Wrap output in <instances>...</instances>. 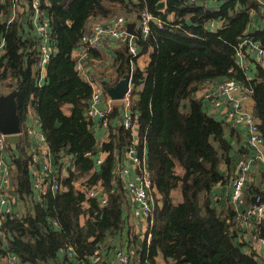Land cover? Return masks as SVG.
Instances as JSON below:
<instances>
[{
    "label": "trees",
    "instance_id": "16d2710c",
    "mask_svg": "<svg viewBox=\"0 0 264 264\" xmlns=\"http://www.w3.org/2000/svg\"><path fill=\"white\" fill-rule=\"evenodd\" d=\"M159 1L164 2V11L156 10ZM203 2L206 6L201 5ZM40 6L49 18V39L56 48L45 67L42 84L38 83V54L22 22L31 10L29 0H0V42H4L0 86L7 87L6 93L19 91L15 101L20 124L28 110L34 109L51 151L55 156L69 152L76 173L72 171L66 178L58 175L59 189L54 196H44L45 202L40 205L30 199L28 136L23 135L13 149L6 144L4 154L9 157L17 202L28 206L26 212L4 219L7 252L23 263L88 264L106 234L127 228L122 186L111 171L116 153L132 142L129 130L120 120L115 127L109 121L107 137L101 145L107 156L99 170L82 188L74 185L94 164L96 139L91 133L92 120L85 115L92 87L79 75L71 53L87 32L89 21L112 16V7L118 6L126 14L134 12L136 16L146 8L164 22L161 26L151 23L146 37L135 38L139 54L152 51L144 70L132 68L130 111L138 125L137 150L142 156V146L146 145L147 167L159 195L149 230L148 252L141 253V264H154L157 253L163 255L167 264H264L255 258L254 251L247 254L244 244L237 243V211L233 204L224 210L212 206L210 192L216 183L225 180L219 165L229 161L230 145L224 135L226 123L213 117L204 109L202 100L192 96L206 81L236 80L250 90L253 116L264 139V69L257 65L255 77L247 79L236 63L242 36L259 42L264 49V27L244 33L255 2L40 0ZM215 20L220 21V26L210 29L208 22ZM113 49L115 82L129 74L136 56L131 57L126 45ZM64 104L71 105L69 115L61 110ZM119 114L120 106L116 105L109 117ZM56 121L61 123L59 127ZM178 168L182 173H177ZM98 180L108 192L107 204L102 207L88 199L83 190V186ZM111 187L113 192L109 193ZM175 187L182 195V201L176 204L171 198ZM247 191L259 193L264 200L260 189L249 187ZM83 214L87 218L81 224L79 217ZM252 233L264 240V219ZM127 238L131 244L133 240L128 235ZM2 243L0 238V252ZM68 248L74 250V260L66 253L59 255Z\"/></svg>",
    "mask_w": 264,
    "mask_h": 264
},
{
    "label": "built area",
    "instance_id": "2783aa9c",
    "mask_svg": "<svg viewBox=\"0 0 264 264\" xmlns=\"http://www.w3.org/2000/svg\"><path fill=\"white\" fill-rule=\"evenodd\" d=\"M26 2V0H24ZM255 7L260 9L262 13L261 23L264 27V0H253ZM189 2H195V0H189ZM31 17L30 30H26L25 33L33 40L34 49L38 54L36 60V68L39 71L38 83L42 84V79L45 75V67L56 48L53 46L49 39V18L42 11L40 6V0H29ZM206 6L205 4H202ZM17 5L14 6L11 19L16 13ZM254 8L250 9V12ZM136 19L135 30L138 34L137 37L127 32L126 25L130 22L125 16L114 15L106 18L94 19L86 33H84L80 39L78 48L76 49L75 62L76 68L82 71V60L87 55L89 48L99 46L101 44H107L109 47H119L126 45L131 57L137 55V44L135 38H144L150 30L151 23L161 26L164 22L150 13L146 8L141 9ZM212 24V22L210 23ZM244 43H248V47L245 48L247 52H253L256 55V60L260 61L264 59V50L259 42H254L249 38L244 39ZM1 53V51H0ZM130 80L132 81V67L130 68ZM92 87L91 95L86 108V116L91 120L94 117H99L103 128L108 127V114L112 111L111 99L107 93H104L100 88L99 83L94 80H89ZM209 82V81H206ZM205 82V83H206ZM202 86V85H201ZM200 86V87H201ZM216 88L218 93L225 97L229 105L221 112L222 121L224 123L232 125H243L246 127V144L252 149L254 154V160H256L264 168V139L259 131L257 120L254 116L245 110L243 107V101L249 97L250 90L243 87L236 80L229 78L216 82ZM130 91L131 85L121 99L122 112L120 114V121L126 130L133 131L134 127H138L137 120L134 118L130 111ZM107 94L106 105L99 108L98 104H101L104 95ZM214 106H218V100L214 99L209 94L206 95ZM210 113V112H209ZM27 131L31 133V145L33 144V150L38 146V139H41V133L36 126H33L26 121ZM138 142L135 138L129 146L123 148L122 154L115 161L114 176L119 180L123 194L125 195L130 210L133 215L144 221L145 224V240L146 246L150 244L151 233L150 228L153 223V211H154V195L155 189L153 182L150 178L149 170L147 167V159L145 154L139 155L137 150ZM5 138L0 132V218H12L15 213L13 210L16 205V197L13 193V187L9 178L10 165L4 157L5 151ZM32 160H36V152L31 151ZM121 153V152H120ZM123 158V160L120 159ZM98 163L102 162L101 159L97 160ZM251 168V161L248 158H239L236 161L235 168L231 176L230 185V200L237 211L236 228L238 234L237 243H243V250L247 254L253 251L252 245L255 240H259L264 243L263 239L258 238L252 232L256 231L257 225L264 219V200L259 193L253 191L250 195V202L241 209L243 203V191L249 180ZM58 170L49 167L48 165L40 172L39 175L32 182V189L36 192L37 196H44L48 192L54 195L59 189L60 184L57 180ZM82 187V186H81ZM83 190L86 193L88 199H94L98 204H106V192L101 194L99 186H83ZM113 192V187L110 188L109 193ZM121 244V243H120ZM128 238L125 239L122 245H118L113 248L111 258L108 259L103 252L104 247L99 244L89 257L88 264H132L131 249ZM68 255H71V251H68ZM256 258V256H255ZM15 257L10 255L9 264H14ZM76 264H87L86 262H78Z\"/></svg>",
    "mask_w": 264,
    "mask_h": 264
},
{
    "label": "crops",
    "instance_id": "0c3cea01",
    "mask_svg": "<svg viewBox=\"0 0 264 264\" xmlns=\"http://www.w3.org/2000/svg\"><path fill=\"white\" fill-rule=\"evenodd\" d=\"M210 2V1H209ZM203 4H205L203 2ZM212 5V3H210ZM206 5V4H205ZM215 8H218V5H216V3H214L213 5ZM165 8V6H164ZM164 11V10H163ZM250 13V21L247 25V28L245 29V34H251L254 33L257 30H261L263 28V25L261 23V19H262V13L260 11V9L258 8H254L252 12ZM27 15V14H26ZM29 15V13H28ZM22 22L24 24V27H26V23L24 22V18H22ZM94 22V19H91L88 23V28L91 26V24ZM212 22V24H210ZM129 23V22H128ZM127 23V24H128ZM29 26L31 27V23H28ZM220 21L219 20H215V21H210L208 22L207 26L210 29H216L220 26ZM127 28V25H126ZM249 38L248 36H242L239 39V47L238 50L236 52V63L238 64V66L244 70L245 76L247 79H253L256 75V66H261L264 69V59L257 61L256 60V55L253 52H247L245 51L248 47V43H244V39ZM250 40H252L251 38H249ZM52 41V40H51ZM254 41V40H252ZM256 42V41H254ZM80 41L78 42L76 48L72 51L71 55L75 61V55H76V49L79 46ZM53 44V41H52ZM89 48L87 50V55L85 56V58L82 60L81 66H82V71H79L76 68V62H75V68L78 71L79 75L83 78V80L87 81L89 84V80H94L95 82L99 83L97 85L100 86V88L103 90L104 93H107V88L114 85L118 80H116L114 82V79L116 77V71H115V67L113 65V53H114V49L113 47H109L107 44H101L99 46H95ZM94 50V51H93ZM139 47L137 46V55H136V59L133 63H131L130 68L132 67H138L141 70H144V68L147 66L149 58H150V53L152 51V49H148L147 52L143 53V54H139ZM264 50V49H263ZM139 54V55H138ZM139 56H143L142 58H138ZM122 78V77H121ZM114 82V83H113ZM216 82L217 80L211 81V82H206L204 83L199 89H197L194 93H193V98L196 99H201L204 105V109L207 110V112L215 117L217 120H222V116H221V111L226 108L229 103L227 101V99L223 96H221L216 88ZM132 84V81H131ZM129 83V85H131ZM106 86V87H105ZM7 94V93H6ZM209 94V96H212L214 99L218 100L219 104L218 106H214L208 99H206V95ZM1 95H5L1 94ZM104 100L102 99L101 104H98V107L101 108L103 106H105L106 104V100L107 98V94L103 96ZM121 101L122 100H111V106L115 107L116 105L120 106V114L122 112V106H121ZM243 107L245 108L246 111H248L249 113H251L253 115V100L248 97L243 101ZM70 109H71V105L70 104H64L61 107V110L63 112V114L65 115H69L70 114ZM111 113V112H110ZM110 113L108 114L107 120H108V124L109 121H111V125L113 127H115V125L119 122L120 120V114L117 117H109ZM86 115V114H85ZM29 121V123L33 126H36L38 128V130L41 133V139H38V146L35 147V150H33V144L31 145V133H29L27 131V124L26 121ZM92 130L91 133L95 136L96 139V143H95V149L93 151L95 157H94V164L92 165V168L90 169L89 173L82 175V176H88L89 174L94 173L95 171H98L99 168L101 167V165L104 162V159L107 156V152L103 151L101 148V145L103 144V141L106 140L107 137V132H108V127L107 129L103 128V126L101 125V121L99 117H94L92 118ZM61 125V123L59 121H56V126L59 127ZM109 126V125H108ZM130 135L133 138L136 139L137 142H139V137H138V127H134L133 131L129 130ZM4 135V134H3ZM12 135V134H9ZM23 135H27L28 136V141H29V145L27 146V151L28 154L30 156V161L28 162L27 166H28V172H29V176H30V187H31V195H30V199L37 203H39L40 205L42 204V202L44 201V196H46L47 194H50L51 196H54L53 194H51L50 192H48L46 195L44 196H37L36 192L32 189V182L33 179H35L37 177V175L40 174V172L48 165L51 168L57 169L58 170V175H60L61 178H66L69 176L70 172H75V164H74V158L72 157V155H70L69 152H60L58 156H55L54 153L51 151L45 137L44 134L42 132L41 129V123H40V119L36 113V111L34 109H29L28 110V116L26 117V119L24 120V122H22L20 124V132L15 134V137H6L4 135L5 138V143L8 144V146H10V148L13 149V144L17 141H19L21 139V137ZM225 139L227 140L228 144L230 145L229 151H228V155H229V161L228 162H222L219 165V170L221 171V173H223L225 180L222 182H218L216 183L210 192V199H211V203L213 206L216 207V209L218 210H224L226 209L228 206H231V200H230V185H231V176L233 173V170L235 168V164L236 161L239 158H248L251 161V168H250V174H249V180L248 183L246 184V187L244 188L243 191V203L241 204V209L244 208L249 202H250V198L248 194L247 189L250 187V189H260L261 191L264 192V168L256 161L254 160V154L252 149L246 144L245 138H246V127L243 125H232V124H228L226 123V129H225ZM33 142V141H32ZM31 151H35L36 153V160L33 161L32 160V153ZM121 153H116V156L114 158V162H113V167L111 169L113 175H114V167H115V161L116 159L119 157V154H122V151H120ZM142 153L143 155L145 154V157L147 159V149H146V145L142 146ZM4 157L6 159H9V157L4 154ZM101 159L102 162L98 163L97 160ZM121 160H123V158L120 157ZM8 161V160H7ZM9 163V161H8ZM177 173H182V169L178 168ZM11 175H12V170L11 168H9V178L11 181V185L13 187V193H15V185L11 179ZM81 176V177H82ZM80 177H78L76 179V181H74V185L77 188L78 184L80 183L77 182L78 179ZM83 183L82 184H86V182L84 181V179H82ZM94 184H91L90 186H99L100 190H101V194L104 195V191L106 192V199L108 201V192L105 190V188L102 186L101 181L98 180L96 182H93ZM112 188V187H111ZM155 189V187H154ZM179 196V200L175 201V202H181L182 201V195H181V191L179 189V187H175L172 191H171V198L173 201V196ZM16 197V195H15ZM125 197V195H124ZM159 195L155 189V195H154V207H155V203L158 200ZM33 201V202H34ZM96 201V200H94ZM125 207H124V214L123 217H125V223L127 225V228H125L122 232L120 231H114L111 233H108L104 236L103 240L101 241V245L104 247L103 252L106 254L107 258L110 259L111 255H112V251L113 248L118 246V245H122L123 241L125 239H127V235L131 238V240H133L131 242V245L129 246L131 249V259H132V264H141L140 262V256L141 253L144 252L145 255H147L148 252V246H144V240H145V224L144 221L139 220L136 218V220H131L130 216H129V212H130V207H129V203L125 197ZM45 202V201H44ZM43 202V204H44ZM174 202V201H173ZM174 202V203H175ZM97 205L102 207L104 205H100L98 204V202L96 201ZM176 204V203H175ZM233 206V205H232ZM231 206V207H232ZM84 207H88V202L84 203ZM28 206L24 205L23 203H21L20 201L17 202V197H16V205H14L13 210L16 216H18L19 214H21L22 212H26ZM87 218V214H83L79 217V221L80 223H84L85 219ZM4 219L0 218V238L2 240V244H1V252H0V264H9L10 262V255H13L15 257V261L14 264H30V263H23L19 260V258L11 253V252H7L6 249V228L3 227L4 224ZM121 243V244H120ZM253 251L256 254V259L259 262H263L264 261V243H262L259 240H255L253 242L252 245ZM68 251H71V255H68ZM67 255L68 258H70L71 260L75 259V252L72 248H68L67 251H61L59 253V255ZM145 262H147V260L144 259ZM154 264H167V261L164 259L163 255L161 253H157V255L154 257Z\"/></svg>",
    "mask_w": 264,
    "mask_h": 264
},
{
    "label": "water",
    "instance_id": "95a60500",
    "mask_svg": "<svg viewBox=\"0 0 264 264\" xmlns=\"http://www.w3.org/2000/svg\"><path fill=\"white\" fill-rule=\"evenodd\" d=\"M164 2L159 1L156 4V10H164ZM135 23L127 24V32L133 36H137L134 30ZM130 75L124 74L114 85L107 88V94L111 100H121L129 86ZM19 94L18 90H13L5 95H0V132L4 135L16 134L20 132V121L16 112L15 98ZM213 206V205H212Z\"/></svg>",
    "mask_w": 264,
    "mask_h": 264
},
{
    "label": "rangeland",
    "instance_id": "374dc122",
    "mask_svg": "<svg viewBox=\"0 0 264 264\" xmlns=\"http://www.w3.org/2000/svg\"><path fill=\"white\" fill-rule=\"evenodd\" d=\"M19 8L22 10V9H24V7L23 6H19ZM112 9H113V17H115V16H119V15H121V16H125V17H127L128 19H130V22H135L136 21V19H137V17H138V15H139V13L137 14V16H136V13H134V12H131V13H129V14H131V15H128V14H126L127 12H124V11H122V10H120V9H118V6H114V7H112ZM250 12V11H249ZM24 22L26 23V27H25V32H26V30H30V26H29V22L31 23V17L27 14V15H25L24 17ZM92 19H98V18H92ZM134 30H135V28H134ZM136 31V30H135ZM150 31V30H149ZM27 34V33H26ZM138 36V35H137ZM136 36V37H137ZM146 37V36H145ZM0 51H1V53H0V58H1V55L3 54V52H4V42L3 41H1L0 42ZM143 56H139L138 58H142ZM38 58V57H37ZM0 92L2 93V94H4V93H6V92H8V89H7V87L5 86V85H1L0 86ZM6 137H8V136H10L11 138L12 137H15V134H12V135H5ZM90 176H91V174H89L87 177L86 176H82V177H80L79 179H78V181L77 182H79L80 181V183L78 184V188H82L81 186V183H83V181H82V179H84V181L86 182L89 178H90ZM180 198H179V196L177 197V196H173V201L175 202V201H178ZM175 203H178V202H175ZM129 216H130V219L133 221V220H136V217L133 215V213H132V211L130 210V212H129Z\"/></svg>",
    "mask_w": 264,
    "mask_h": 264
}]
</instances>
